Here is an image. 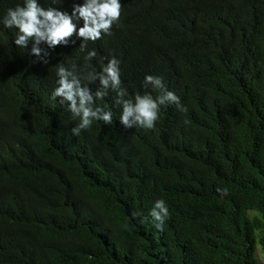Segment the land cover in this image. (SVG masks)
<instances>
[{"label":"trees","instance_id":"trees-1","mask_svg":"<svg viewBox=\"0 0 264 264\" xmlns=\"http://www.w3.org/2000/svg\"><path fill=\"white\" fill-rule=\"evenodd\" d=\"M38 3L71 15L84 0ZM121 3L111 35L83 52L76 36L42 42L36 56L2 22L24 0H0V264H261L264 0ZM113 56L126 98L158 96L144 88L153 75L187 110L161 106L155 128H125L110 90L97 103L113 124L73 135L78 119L52 99L57 65L87 84ZM159 200L162 230L150 215Z\"/></svg>","mask_w":264,"mask_h":264},{"label":"clouds","instance_id":"clouds-1","mask_svg":"<svg viewBox=\"0 0 264 264\" xmlns=\"http://www.w3.org/2000/svg\"><path fill=\"white\" fill-rule=\"evenodd\" d=\"M121 0H84L82 5H76L71 15L54 7L44 8L38 0H24L23 6L9 9L3 18L5 28L18 29L14 43L19 48H26L33 42L31 54L41 56L42 49L39 45L43 42L48 49L67 45L69 40L76 36L81 39L80 51L87 49L88 42L95 43L103 35H111L114 25L118 26L122 16ZM83 21V26L78 27V21ZM46 57L47 51L43 52ZM97 55L95 49L87 51L85 60L90 61ZM46 62V61H45ZM72 69L62 63L57 65V87L52 93V99L61 98V103H67L72 116L78 119V124L71 131L79 136L81 130L91 128L94 121H103L112 125L114 113L107 110L97 101L104 100L109 91L116 92L115 103L122 106L120 122L125 128L139 127L146 130L155 128L156 121L160 118V108L166 105H176L181 111H186L172 91L167 90L161 77L147 75L144 79V88L149 86L160 94L153 97L149 92L137 93L133 98L128 97L127 89L122 87L120 78V61L114 56L97 72L94 69L87 73V84H82L81 78ZM99 82V87L93 92L88 86ZM219 191V189H218ZM223 194H227V189ZM150 215L157 222L156 227L162 230L165 220L169 217V210L164 200L155 203ZM132 216H137L133 212ZM143 222V221H141Z\"/></svg>","mask_w":264,"mask_h":264},{"label":"rangeland","instance_id":"rangeland-1","mask_svg":"<svg viewBox=\"0 0 264 264\" xmlns=\"http://www.w3.org/2000/svg\"><path fill=\"white\" fill-rule=\"evenodd\" d=\"M256 250L257 258L259 259L261 264H264V252L259 244L257 245Z\"/></svg>","mask_w":264,"mask_h":264}]
</instances>
